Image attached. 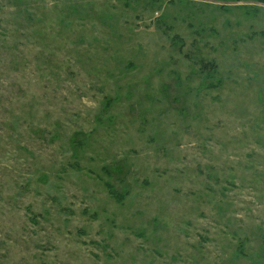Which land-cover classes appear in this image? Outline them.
Segmentation results:
<instances>
[{"label": "rangeland", "instance_id": "1", "mask_svg": "<svg viewBox=\"0 0 264 264\" xmlns=\"http://www.w3.org/2000/svg\"><path fill=\"white\" fill-rule=\"evenodd\" d=\"M263 33L257 0H0V264H264Z\"/></svg>", "mask_w": 264, "mask_h": 264}, {"label": "trees", "instance_id": "2", "mask_svg": "<svg viewBox=\"0 0 264 264\" xmlns=\"http://www.w3.org/2000/svg\"><path fill=\"white\" fill-rule=\"evenodd\" d=\"M257 1H259V2L261 1L262 3H264V0H257ZM263 34H264V33H263ZM175 39H177V38H175ZM106 186H108V191H109V193H110V195H111L112 197H114V198H118L119 200L124 199L123 196L118 195V194L115 192V190L113 189L112 185H110V184H106Z\"/></svg>", "mask_w": 264, "mask_h": 264}]
</instances>
